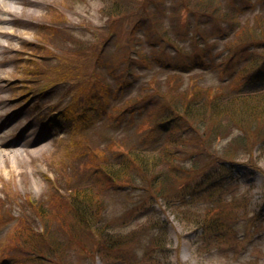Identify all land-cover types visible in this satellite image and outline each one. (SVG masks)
<instances>
[{
    "label": "rangeland",
    "instance_id": "rangeland-1",
    "mask_svg": "<svg viewBox=\"0 0 264 264\" xmlns=\"http://www.w3.org/2000/svg\"><path fill=\"white\" fill-rule=\"evenodd\" d=\"M6 1L10 4L8 9L2 5ZM145 1L138 0L137 6ZM157 1L162 13L158 14L155 26L151 21L141 20V16L107 17L108 0H0V216L3 222L5 219L8 221L0 225V251L16 223L15 219L8 220L10 216L17 217L23 209L25 214L29 212L27 205L45 201L44 199L63 208L61 204L64 203V198L60 196L68 195L70 189L52 197L53 200L49 199L54 192L49 183L52 178L50 159H58L69 135L77 127L83 126L77 124L74 121L76 119L73 120L71 116L59 117L60 113L68 115L70 109L76 106L80 94H83L81 86H89L84 95L93 96L91 112L95 114L91 116L95 119L107 118L116 113L112 108L114 98L119 100L125 97L124 93L127 91L132 89L136 92V89L148 83L149 71L153 72L152 75L155 72L165 76L168 71L176 73L181 69L187 70L194 64L195 57L199 62L208 63V56L211 58L224 49L225 40L222 37L216 38L226 31L224 18L218 25L209 17L203 16L199 9L198 19L190 14L189 9L180 10L178 0ZM153 5L155 8V4ZM175 5L177 8H172ZM155 10L159 13L157 8ZM139 12L135 11V14L144 15V12ZM218 15L229 16L224 11ZM133 28L135 32L132 31ZM160 28L174 38V44L178 48L176 52H170V46L166 50L163 42L155 41V33ZM216 28L218 29L215 30ZM220 29L223 31L212 35ZM47 30L60 31L61 39H54L53 32L45 33ZM196 32L198 39L201 35L211 38L199 42L190 34ZM63 33L71 41L63 42ZM99 35L102 38L98 44L100 54L96 49L94 55L89 52L86 59L77 61L74 65L59 63L58 57L63 52L61 49H93ZM133 37L139 41L134 49L136 54L131 53V48L126 44L127 41L135 43ZM243 40L244 38L231 39L232 42ZM72 41H81V44L70 45ZM154 43L156 46H151ZM257 43L253 41L248 46V52L234 54V58L228 59L227 55L216 57L226 74L234 70L240 72L246 62H250L245 66V69L249 68L241 79L228 85H216L219 79L217 74L196 70L177 78V81H182L177 92L190 89L194 91L210 85L215 88V92L218 88L228 92L234 87L239 94L262 92L264 63L260 62L264 58V49L258 61L253 64L250 60L252 53L258 54L260 51ZM46 52L49 55L45 57L43 55ZM127 56L135 61L131 68L136 70H130V77L124 72L126 64L120 62ZM157 60L159 61L155 62ZM166 64L170 66L169 69ZM58 70L60 76H63V70H67L64 76L74 73L78 83L69 84L57 75ZM174 75L180 74H171ZM94 80L110 87L106 89L105 95L100 90L94 91L95 88L90 86ZM117 80L123 82L120 93L116 88ZM161 101L162 95L153 96L150 106L143 113L153 112L160 107ZM163 110L164 113L169 112L167 108ZM135 113L136 110L128 113L125 118ZM146 128L143 130L146 144L157 149L164 141L165 130L161 133L147 132ZM236 136H239L242 148L236 150L238 145L234 144L236 146L231 154L234 158L232 163H217L212 167L210 175L205 174L201 179L195 180L191 199L193 205L192 210H189L202 217L211 205L217 204L215 199L226 201L223 202L225 207L221 204V208L226 211L231 205L232 207L225 214L227 219L223 229L211 232L201 227V224L195 225L194 221L187 224L175 211L165 208L160 200H151L127 185L117 184L114 190L118 191L110 193V190H104L101 196L106 225L103 226L102 238L99 240L100 248L96 253L94 250V263L90 257V261L85 262L88 252H83L74 262L264 264V143H261L264 141V133L258 136L246 129L234 127L231 135L218 139L216 147H224L229 139ZM246 136L247 140H244L242 137ZM226 152L229 153L227 150ZM89 169V181L104 177L99 169ZM208 192L212 194L209 196ZM180 210L184 208L181 207ZM28 216L32 221V215L28 213ZM160 223L164 227V234L160 236L159 231L153 230L157 238L144 241L146 232L151 231L149 228L157 227ZM34 224L41 230L37 221ZM143 228H147L146 231ZM105 240L109 247L114 248L109 250L106 243L102 244ZM94 241L96 240H91V245ZM0 264L18 263L13 257L1 259L0 253Z\"/></svg>",
    "mask_w": 264,
    "mask_h": 264
},
{
    "label": "trees",
    "instance_id": "trees-1",
    "mask_svg": "<svg viewBox=\"0 0 264 264\" xmlns=\"http://www.w3.org/2000/svg\"><path fill=\"white\" fill-rule=\"evenodd\" d=\"M137 1L108 0L107 17L120 18L121 15H127L129 18L131 16L139 18L141 16V20L146 19L157 26L158 14L162 13L158 1L146 0L138 6ZM153 4L159 13L156 12ZM177 4L180 5V10L189 9L190 14L196 19L200 16L198 15L199 10L203 16L209 17L218 25L219 21L224 18L226 31L216 36V38L222 37V40H225L224 49L222 48L211 58L208 56V63L199 62L195 57L194 64H192L194 66L189 65L187 70L181 69L176 73L168 71L165 76L155 72L152 75L153 72L149 71L147 77L150 81L139 89L135 88L136 92L131 89L124 93L125 97L119 100L113 97L112 108L116 113L110 114L107 118L95 119L91 116L95 114L91 112L93 96L84 95L89 86L78 84L82 87L83 94H80L76 106L70 109L68 115L60 113L59 117L71 116L73 120L76 119L74 121L77 124H83V126L77 127L75 132L69 135L68 142L64 143L61 156L58 159L54 157L50 159L52 178L49 183L54 192L51 193L49 199L53 200L52 197L70 189L68 195L60 196L64 198V203L61 204L64 210H61L63 208L58 207L53 201L46 202L44 199L45 201L27 205L29 212L24 214L25 209H23L17 217L10 216L8 220L15 219L16 223L0 251L1 259L13 257L18 264H80L81 262H74V259L79 258L83 252H88L89 256H85V262L90 261V257L94 263V256H96L94 250L96 253L100 248L99 240L102 238L103 226L106 225V219L103 218L102 213L103 199L101 196L104 190L107 192L110 190V193L118 191L114 190L117 184L127 185L133 191L148 196L151 200H160L165 208L175 211V214L187 224L194 221L195 225L201 224V227L211 232H217L226 225L225 214L232 205L225 211V208L220 206L222 204L225 207L223 202L226 201L222 199H215L217 204L211 205L202 217L189 211L192 210L193 205L191 199L195 180L201 179L205 174L210 175L212 167L217 163L233 162L234 158L231 154L235 150L236 145L234 144L238 145L236 150L242 148L239 136L229 139V143L227 142L220 149L216 147V142L220 138L231 135L234 127L240 130L246 129L258 136L264 133V90L257 94H239L234 87L228 92L220 91L219 88L215 92V88L210 85L203 87L206 89L198 88L194 91L190 89L177 92L182 86H180L182 81H177V78H182L184 74H190L196 70L199 72L206 70L218 75L216 85L221 83L228 85L245 76V71L249 68L245 69V66L250 62H246L239 70L240 72L234 70L226 74L225 69L217 63L216 57L222 58L227 55L228 59L234 58L237 53L248 52V46L252 45L253 41H257L261 49L258 47L259 53H252L250 60L253 64L256 60L258 61L264 49V0H178ZM172 8L177 7L175 5ZM135 11L144 12V15H136ZM221 11L229 16L218 15ZM50 31L53 32L54 39L56 37L61 39L60 31L47 30L45 33H50ZM132 31L135 32L134 28ZM221 31L223 29L212 31V35ZM155 34V41L163 42L166 50L169 46L171 47L170 52L178 50L174 44V38L170 37L167 31H162L160 28V31ZM190 34L199 42H205L211 38L207 39L206 36L201 35L199 37L201 40H199L197 32ZM63 37V42L71 41L64 33ZM232 38H244V40L232 42ZM101 39L100 35L96 38V46L93 49L84 47L70 51L69 47H61L65 50L61 49L63 52L58 57L59 63L74 65L77 61L86 59L89 52L94 55L96 49L100 54L101 48L98 44ZM134 41L135 43L127 41L126 44L131 48L130 52L136 54L134 49L139 41L137 42L135 38ZM79 44L81 41L70 43V45ZM151 46L156 45L154 43ZM47 55L49 54L46 52L43 56ZM120 62L126 64L124 72L127 77H130L132 75L130 70H133L131 66L135 64L134 59L127 56ZM260 63H264V58ZM166 67L170 68L167 64ZM135 70L134 68L133 71ZM59 72L60 70L57 72L58 76H60ZM65 73L67 70H63V76L60 77L69 84L78 83L74 73L64 76ZM171 74L180 75L171 76ZM115 82L120 93L123 90V82L121 83V80ZM198 82L201 83L199 79ZM90 86L95 88L94 91L100 90L103 95L106 89L110 88L95 80ZM173 92L177 93L172 94ZM155 95H162L160 107L153 112L143 113V110L150 106L149 102ZM165 108L169 112L164 113ZM134 110L137 114L125 118ZM88 124H91L90 127ZM145 127H147V132L161 133L165 130L164 141L157 149L146 144V136L143 132ZM242 138L247 140V136ZM89 168L99 169L104 177L89 181ZM211 181L212 179L209 180ZM208 193L209 196L212 194ZM181 207L185 211L180 210ZM211 212L213 213L208 216ZM28 213L32 215V221ZM36 221L41 225V230L36 228L34 224ZM4 222H8L7 219ZM4 222L0 216V225ZM146 229L143 228V231ZM149 229L151 231L146 232L147 236L144 241L157 238L155 230L160 232H158L160 236L164 231L161 223ZM92 239L96 241L91 245ZM105 243L106 240L102 241V244ZM89 245H91L90 248ZM106 245L108 249L110 248L109 250L114 248L109 247L107 243Z\"/></svg>",
    "mask_w": 264,
    "mask_h": 264
},
{
    "label": "bare ground",
    "instance_id": "bare-ground-1",
    "mask_svg": "<svg viewBox=\"0 0 264 264\" xmlns=\"http://www.w3.org/2000/svg\"><path fill=\"white\" fill-rule=\"evenodd\" d=\"M3 6H7V9L10 7V4H9V2H4L3 4H2ZM5 11V10H4Z\"/></svg>",
    "mask_w": 264,
    "mask_h": 264
}]
</instances>
